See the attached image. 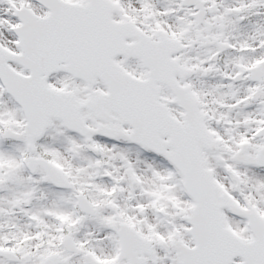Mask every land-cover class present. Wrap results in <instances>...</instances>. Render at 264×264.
Wrapping results in <instances>:
<instances>
[{
  "label": "snow or ice",
  "instance_id": "1",
  "mask_svg": "<svg viewBox=\"0 0 264 264\" xmlns=\"http://www.w3.org/2000/svg\"><path fill=\"white\" fill-rule=\"evenodd\" d=\"M0 264H264V0H0Z\"/></svg>",
  "mask_w": 264,
  "mask_h": 264
}]
</instances>
